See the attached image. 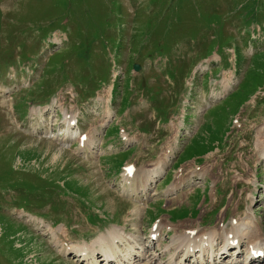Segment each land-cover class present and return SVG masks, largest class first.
I'll list each match as a JSON object with an SVG mask.
<instances>
[{
    "label": "rangeland",
    "instance_id": "obj_1",
    "mask_svg": "<svg viewBox=\"0 0 264 264\" xmlns=\"http://www.w3.org/2000/svg\"><path fill=\"white\" fill-rule=\"evenodd\" d=\"M165 157L145 196L123 182ZM159 223L140 264L193 231L237 224L238 264L244 232L264 239V0H0V264H86L67 252Z\"/></svg>",
    "mask_w": 264,
    "mask_h": 264
},
{
    "label": "bare ground",
    "instance_id": "obj_2",
    "mask_svg": "<svg viewBox=\"0 0 264 264\" xmlns=\"http://www.w3.org/2000/svg\"><path fill=\"white\" fill-rule=\"evenodd\" d=\"M226 85H228V83H226ZM36 113H37V111H36ZM38 113H40V112H38ZM63 120H64V126H67L70 128L71 122L66 120V118H64ZM92 132H91V134H92ZM94 132H95V130H94ZM90 137H91V135L88 136V139H90ZM79 142L81 143L80 147L93 148L95 141H91V140L87 141V137H86V139L79 137ZM86 150H88V149H86ZM169 152L172 153L171 150ZM169 155H171V154H169ZM168 158L165 157V158L161 159V161H158V163L152 169L144 171L143 172L144 174L141 175L142 179L140 177H139V179H137L139 181V183L136 184V186H134V187L129 186V190L132 191L133 193H136V194L143 192V194L145 196L148 189H149V186H151L154 183L155 179L165 171V167L168 165L166 163L168 161L167 160ZM203 176H204L203 174H200L199 178L203 179ZM133 177L135 178V176H133ZM130 178H132V177H130L128 175H124L123 180L125 182H127ZM171 187H173V188L175 187L176 188L175 190H177L180 187V183L177 182V184L174 183L173 185L168 187V189H167L168 191H166L167 194L175 191V190L172 191ZM134 213L137 214V209L134 210ZM26 217H27V220H26L27 222L33 221V219H35L31 215H26ZM249 217H250V215L247 214L246 219L250 220V222H248V224L251 223V218H249ZM233 225H234V228L231 230V232H229L231 234L230 237L228 235H226V233H223V232H220L219 235H214L212 237H210V235L207 237V235L205 233L201 236L195 237L196 231L185 234L183 236L172 237V242H171L172 246L171 247L173 248L172 251L175 252L174 253L175 259L172 260V262H170V264H186L185 261H187V259L191 256V254H193L195 252V250L200 252V255L198 256V258L200 260L204 259L205 254L209 255V253H210V255H211L210 257H214L212 263H216L215 258L218 256L217 254H225L224 251L226 252L229 249H232L235 247H238L240 249L242 244H243L242 243L243 241H241V239H240L241 236H238V225L237 224L235 225V223H233ZM162 227H163V224L159 223L157 225L153 235H152L154 239L157 238L158 243L160 242V240H159V237L157 235H160V233H161L160 231H161ZM253 228L255 230L256 229L257 230L256 231L251 230L250 233L246 234L244 232L242 234V235L247 236L248 242H249L248 245L244 244L245 247H244L243 251L245 254V258L243 260V264L247 263V260L249 259L250 254L264 250V239H262L261 234L258 231V226L255 225V227L253 226ZM119 230H120L119 228H113L111 231H108L106 233V235L99 236L94 242H92V244L90 246H81V247L76 248L74 250L75 255L78 257L81 256L80 257L81 261H86L87 264H92L91 261H92V259L95 258V257H93L94 256L93 254L98 249L101 252L104 259L106 260V262L109 264H111V262H109V260H112V259L116 260V264H134L136 257L139 258L138 257L139 254L137 252H135V250L138 249L139 250L138 252H140V249H143L144 258H145V254H146L145 252L148 250V247H147V249L144 247V246H146V244L139 243L137 236L135 238L131 235L126 236L127 234L125 232L122 233ZM254 231H255V233H252ZM218 239H223L222 240L223 246H221V249H220L222 253L214 252L215 247H216L215 244H216V241ZM119 244H120V246H122V244H125L126 247H128V249L126 250V255H125L126 257H124L123 255H120V257L116 256L118 253H120ZM160 245L161 244H159V246ZM220 250H219V252H220ZM239 251H242V250H239ZM213 253H215V254H213ZM91 254H92V256H91ZM96 254H97V252H96ZM236 256H238V254ZM169 258H173V255H170ZM259 261H257V262L248 261V263H258ZM94 262H96V259L94 260ZM236 263H239V260H237L235 262L234 261L230 262V264H236ZM190 264H198V263L197 262H190Z\"/></svg>",
    "mask_w": 264,
    "mask_h": 264
},
{
    "label": "water",
    "instance_id": "obj_3",
    "mask_svg": "<svg viewBox=\"0 0 264 264\" xmlns=\"http://www.w3.org/2000/svg\"><path fill=\"white\" fill-rule=\"evenodd\" d=\"M133 68H134L135 71H138L140 69L139 66H137V65H134Z\"/></svg>",
    "mask_w": 264,
    "mask_h": 264
}]
</instances>
